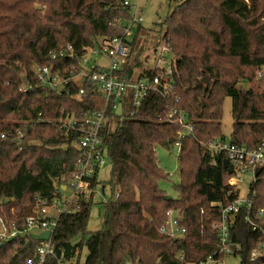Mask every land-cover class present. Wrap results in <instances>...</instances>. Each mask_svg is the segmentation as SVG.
<instances>
[{"label":"trees","instance_id":"16d2710c","mask_svg":"<svg viewBox=\"0 0 264 264\" xmlns=\"http://www.w3.org/2000/svg\"><path fill=\"white\" fill-rule=\"evenodd\" d=\"M131 16L124 0H0V215L6 220L24 227L40 199L62 190L80 158L77 134L60 128L63 109L84 115L104 107L101 97L90 91L81 98L49 95L44 87L22 93L21 76L52 65L51 52L61 45L72 43L82 54L99 37L122 36L119 21ZM160 26V43L171 48L170 70L133 61L140 25L120 76L134 80L137 70L150 76L168 72L173 95L150 91L134 116L119 118L109 112L112 119L103 134L113 193L102 228L86 241L83 264H183L180 256L196 262L214 254L219 249L214 224L221 218V204L237 196L230 194L224 158L212 157L206 148L226 139V97L232 98L231 141L255 149L264 139V0H184ZM61 64L68 71L72 63ZM171 108L188 114L193 133L181 139L182 181L175 186L178 196L168 199L160 182L169 175L157 153L178 141L181 127L169 120ZM19 129L24 132L21 145L14 139ZM97 184L94 178L93 186ZM253 190L255 209L264 207V168ZM92 207V201L83 202L79 212L61 217L53 237L58 254L65 251L71 259L83 246V241L73 240L86 235ZM171 209L183 217V239L160 231ZM231 240L241 245V264H262L251 260L259 238L243 212L236 217ZM39 243L28 236L0 244V264H27ZM56 263L49 258L44 264Z\"/></svg>","mask_w":264,"mask_h":264},{"label":"built area","instance_id":"2783aa9c","mask_svg":"<svg viewBox=\"0 0 264 264\" xmlns=\"http://www.w3.org/2000/svg\"><path fill=\"white\" fill-rule=\"evenodd\" d=\"M124 5L132 9V16L129 20L119 21V25L124 27L122 36L99 37L82 54L77 52L72 43L61 45L51 52V59L54 61L52 65L34 67L31 74L26 72L21 76L19 90L22 93L44 87L49 95L55 93L81 98L90 91L101 97L104 104L101 110H88L84 115H78L75 111L68 112L65 109L62 111L59 120L60 128L77 134V147L81 151V156L69 179L63 184L62 190L51 199H40L33 213L26 218L24 227H20L17 221L6 220L0 215V244L49 233L48 239L38 240L40 243L35 248L33 256L27 260V264H44L49 258H56V264H73L70 262L72 258H66L65 251L61 254L57 253L53 237L63 215L79 212L83 202H94V197L101 194L100 190H97L98 184L93 186V181L109 158L108 146L105 144L103 134V129L112 119L109 112L116 116V111L122 104L123 116L119 118H123L125 113L134 116L143 108L150 91L157 90L166 97L173 95L168 72L163 71L150 76L137 70L134 80L120 76L133 50L134 36L145 20L140 0L135 3L124 0ZM158 52L155 66L148 67L170 70L172 65L170 45L161 42ZM104 57L109 58L108 65H103L101 60ZM66 61L72 63L68 71L61 64ZM257 77L258 79L262 77L261 71H258ZM169 120L181 127L177 133L178 141L174 145L180 152L181 139L193 133L191 121L188 114L178 108L170 109ZM23 138L24 132L17 130L14 139L21 145ZM206 148L212 157L221 156L228 161L229 168L232 170L227 180L231 187L230 194L234 192L237 196L231 203L221 204V218L214 224L218 233L219 249L207 258L196 262H188L184 256H180V259L183 264H226L227 258L239 255L241 245L232 242L231 232L237 215L243 212L245 221L259 238L257 246L251 252V260H261L264 264V207L255 209L256 193L253 190L257 175L264 168V139L255 149L235 144L227 138L216 139L207 144ZM247 178L251 179V184L243 196L239 187ZM102 192L104 193V188ZM160 231L173 239L185 238L187 227L183 224L180 212L174 209L169 210L167 219L160 226Z\"/></svg>","mask_w":264,"mask_h":264},{"label":"rangeland","instance_id":"374dc122","mask_svg":"<svg viewBox=\"0 0 264 264\" xmlns=\"http://www.w3.org/2000/svg\"><path fill=\"white\" fill-rule=\"evenodd\" d=\"M131 1L132 3H135L137 0ZM183 1L184 0H140L141 7L144 10L145 20L142 22L143 29L140 32V37L136 43L133 61L136 60L135 58H138L145 66H155L161 41L159 38V31L161 29L160 24L166 19L172 7ZM101 61L103 65L109 64V58L104 57ZM242 86L251 87L252 84L242 83ZM222 123L223 134L227 139H231L234 119L232 115V98L229 96L226 97L224 102ZM157 154L160 166L168 175L172 174V176H169L168 180L160 182V187L166 191L168 196L176 198L178 193L175 189V186H177L182 181L179 170V149L177 147H159ZM111 169L112 165L110 159L107 158L106 165L98 172L97 179L99 184L97 186V190H100L101 194L94 197L87 233L85 236L80 235L73 240V242L76 244L80 241H83V246L77 250L75 256L70 261L73 264L78 260L80 262H85L88 255L86 241L91 233L100 230L103 226L106 201L112 198L113 193L112 187L109 183ZM250 184L251 179L247 178L245 183L240 185L239 188L243 196L247 193ZM103 188L104 193L102 192ZM34 232L37 233L38 231ZM225 263L241 264V257L239 255L235 257H229L226 259Z\"/></svg>","mask_w":264,"mask_h":264},{"label":"water","instance_id":"95a60500","mask_svg":"<svg viewBox=\"0 0 264 264\" xmlns=\"http://www.w3.org/2000/svg\"><path fill=\"white\" fill-rule=\"evenodd\" d=\"M116 116L121 117L123 116V107L122 104L119 105L118 110L116 111ZM224 166L226 169L229 170V173H232V170L229 168V164L227 160H224ZM168 199H170V196L167 197ZM35 237V239L37 240H41V239H48L49 238V233H43L41 235H33ZM182 238V236H180Z\"/></svg>","mask_w":264,"mask_h":264}]
</instances>
